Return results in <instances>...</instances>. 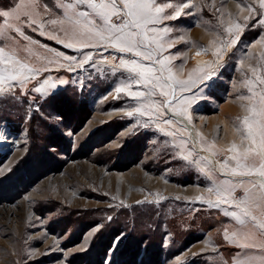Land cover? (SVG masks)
I'll use <instances>...</instances> for the list:
<instances>
[{"label": "rangeland", "instance_id": "1", "mask_svg": "<svg viewBox=\"0 0 264 264\" xmlns=\"http://www.w3.org/2000/svg\"><path fill=\"white\" fill-rule=\"evenodd\" d=\"M70 3L75 0H0V13H13L0 15V264H235L245 252L261 255L259 248L239 247L249 242L240 238L249 218L240 225L226 215L240 212L235 203H209L227 198L226 189L240 180L259 183L256 176L232 175L236 162L228 150L232 143L241 147L242 118L249 108L259 109L264 95L260 0H156L173 5L164 15L182 3L191 7L147 26L170 29L147 33L164 46L146 41L155 58H168L166 68L181 80L197 67L203 72L194 79L211 75L203 84L197 79L190 93L175 92L193 97L190 106L173 105L163 115L152 104L172 99L171 89H163L168 97L159 87L149 96L151 85L136 84L129 70L117 68L121 59L152 61L106 42L81 48V29L64 15ZM75 10L102 23L87 5ZM69 42L75 47H66ZM85 52L92 61L69 71L64 57L79 61ZM20 64L35 71L23 69L20 79H10ZM41 85L43 92L33 90ZM117 87L126 90L117 93ZM137 91L145 96L130 94ZM142 104L148 115L135 112ZM177 107L187 108L190 124L174 114ZM218 188L224 196H217ZM232 195L239 200L244 188ZM251 211L264 214L260 207ZM262 239L257 232V242Z\"/></svg>", "mask_w": 264, "mask_h": 264}, {"label": "snow or ice", "instance_id": "2", "mask_svg": "<svg viewBox=\"0 0 264 264\" xmlns=\"http://www.w3.org/2000/svg\"><path fill=\"white\" fill-rule=\"evenodd\" d=\"M123 7H118L116 0H100L99 3L96 0H75V3H70L65 5V19L68 23L74 27H79L81 29L82 38L80 42L81 48L97 47L100 44L106 42L107 46L118 49L119 52H128L133 53L136 57H142L144 61H152L150 64H143L136 59L124 60L121 59L117 68H124L129 70L131 73L128 77L129 80L133 81L136 84H143L145 87L151 85L148 88V95H154V90L159 87L162 89L161 95L164 97L169 96L168 91L163 89H171L173 93L172 99H166L163 105L153 102L152 108L155 113L166 114L167 111L172 109L173 105H191L193 103V97L188 95L176 96L175 92L179 90L182 94H187L192 91V87L196 85L197 79L200 80L201 84L205 82L206 79L210 80L211 75L204 73L202 76L193 78V73L203 72L202 68L197 67L193 69V72L188 75L186 80H181L176 78L172 74L171 68H166V62L168 58L156 59L155 50L147 47L146 41H151L156 43V48L158 50H163V45L159 43L156 38V35L149 38L148 32L153 34L168 33L169 28H148V25H158L162 20H174L177 17L181 16L184 13V9L191 7L189 3H182L181 6L176 7L174 14L164 15L166 8H173V5L170 3H156V0H121ZM78 5H87L91 9L92 13L102 22L97 24L95 19L89 17V13L85 11L77 12L75 9ZM260 6L264 8V0H260ZM27 15V13H25ZM5 17L13 15L8 11L0 13ZM113 17L116 18L119 23L113 22ZM16 19H19V15H16ZM247 19V18H246ZM32 24L36 23L35 20L31 21ZM50 23L56 24L57 20H51ZM61 24L64 21H60ZM261 24H264V20L260 21ZM31 26V24L29 25ZM15 27V26H13ZM43 28V24L40 25ZM241 26L239 24L235 25V28L239 29ZM15 30L20 33L21 36H24V39L28 40L29 37L25 36L23 31L16 27ZM227 31L231 32L232 28L229 27ZM41 35H44V32L41 31ZM53 39L56 37L53 36ZM239 36H236L232 39L231 44L237 43ZM96 41L98 43H93ZM2 42V41H0ZM59 43H64L63 40H59ZM173 44H169L168 47H173ZM66 47L72 48L75 45L71 42L66 44ZM3 48H0V55H3ZM220 52V49H217V53ZM63 55V54H61ZM199 55V53H197ZM83 58L77 61V58L74 56H65V60L68 61V70L74 71L72 67L73 64H78L79 67H83L89 61H92L91 53L85 52L82 54ZM12 59V57H8ZM153 65H159V68L154 67ZM63 66V65H62ZM20 71H17L15 75H11L9 78L12 80L20 79L22 76L23 69H27L29 72L35 71L32 68H29L27 64L19 65ZM4 72H9V69L5 68ZM113 71H116L114 69ZM167 71L168 75L165 79L163 73ZM159 72L160 75H156ZM5 79L0 77V81ZM26 79V77L24 78ZM259 79V77H258ZM155 81V83H153ZM23 83V79L21 80ZM47 83V81H45ZM64 83V81H61ZM261 83H264V80H261ZM178 86V89H177ZM52 87H55L53 84ZM127 87H131L128 85ZM36 92H43L44 86L35 87L33 89ZM117 93L124 92L125 87H117ZM2 91L0 90V98H2ZM135 97H144V92H132L130 93ZM260 107H251L248 109V114L242 118L241 121V147H238L236 143H232L229 152L233 153L230 159L236 162L235 167L230 169L233 176H240L251 178L256 176L259 178V183L257 184L253 180L248 181V186L245 185L244 180L238 181L236 184H231L227 192V198L220 199L217 202L213 203L209 201L213 206L218 207L220 203H229L231 200L235 203L236 207L240 209V212L236 211L227 212L226 215H230L236 219L240 225H245L246 222L242 217H248L247 230L243 231L240 235V238L249 241L247 243L239 244V247L242 249H253L259 248L261 250V255H249L247 252L244 253V260L237 259L235 264H264V239L257 242L256 234L257 232L261 237H264V214L260 217L254 215L251 211L253 206L264 208V95L260 97ZM145 106L142 104L140 107L135 109L136 113L141 115H148V112L142 111ZM133 112H128V116H133ZM176 115L185 116L187 122L191 123V117L187 115L186 107H177L175 110ZM166 125H172L173 121L171 119H166L163 121ZM147 125H145L146 127ZM159 127V125H157ZM163 131V129H161ZM174 135V133H169ZM0 138H5L0 136ZM244 141H247V144H244ZM191 156V153L188 154ZM188 157H185L187 159ZM223 168H229L228 160L225 159ZM229 183V182H222ZM236 188H244V195L239 200H236L233 197V193ZM259 189V191H255ZM209 191H212L209 189ZM217 196H224V193L217 189ZM227 238V230H225ZM235 236V234H233Z\"/></svg>", "mask_w": 264, "mask_h": 264}]
</instances>
